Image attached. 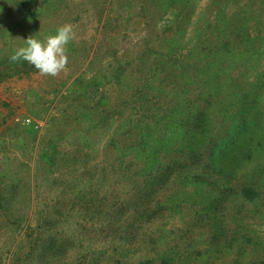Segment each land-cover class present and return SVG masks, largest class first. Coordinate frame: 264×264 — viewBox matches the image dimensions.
Wrapping results in <instances>:
<instances>
[{
    "label": "rangeland",
    "instance_id": "obj_1",
    "mask_svg": "<svg viewBox=\"0 0 264 264\" xmlns=\"http://www.w3.org/2000/svg\"><path fill=\"white\" fill-rule=\"evenodd\" d=\"M161 1L0 0V264L264 261V211L239 193L264 167L233 171L231 191L184 179L201 170L175 149L189 127L171 123L190 124L213 100L211 126L233 131L229 115L256 84L264 105V0H174L167 12ZM64 24L74 31L65 72L10 61L30 36L44 41ZM214 44L224 50L205 57ZM149 150L178 164L151 194ZM218 222L258 243L227 249L214 241Z\"/></svg>",
    "mask_w": 264,
    "mask_h": 264
},
{
    "label": "trees",
    "instance_id": "obj_2",
    "mask_svg": "<svg viewBox=\"0 0 264 264\" xmlns=\"http://www.w3.org/2000/svg\"><path fill=\"white\" fill-rule=\"evenodd\" d=\"M157 1L158 0H154L155 3ZM159 4H161V11H171L170 7H174V0L161 1ZM187 4L188 1L186 0L180 5V8L186 9ZM199 34L203 35L205 32L199 31ZM220 49L224 50L223 45L214 44L213 48L203 47L202 51L205 57L212 56L213 58L222 51ZM10 61L14 62L12 59H10ZM32 69L33 66L30 65L28 70ZM119 74L120 73L117 72L114 76L115 80L118 79ZM187 88H190V86ZM257 88H262V86L259 84L253 85L247 94L239 96V112H236L232 116L229 115L232 118L229 119L230 124H234V126H232L233 131L229 130L231 127H228V129L227 127L211 126L207 109L210 108L213 100H211V102L209 100L208 103L203 105L200 104L195 108L193 113L194 120H192L190 124L185 122L183 119L184 117L175 120V122H171L175 124L176 128L184 125L189 127V129L184 132L185 134L183 137L180 138V147L176 144L175 149L178 150L177 155L184 153V155L190 154L191 157H194V159L196 158L197 160L193 163L199 164L201 170V173L195 172L191 175L188 173V176L183 177L184 179H192L195 180V182L205 183L216 189L221 187L219 192L231 191L225 185V181L227 182L228 179H232L236 176L233 174V171L238 168L242 169L244 167L243 165L253 161L257 163L256 167L260 164L264 167V105L258 104L260 100L262 101V98L254 91ZM228 107L229 104L228 106H224L225 112L228 110ZM141 130L142 129H139L138 135ZM179 131L181 132V130ZM174 136L177 138V135ZM145 139L144 134L138 136L136 145L140 148V153L146 151ZM119 158L121 159V157ZM141 161L146 164V169H144L142 174L145 178V189H147V194H151L161 187L160 181L165 177L163 176L164 174L173 172L174 169L178 168L177 162L162 164L158 158V152H151L150 150ZM122 163L123 161L121 164ZM140 169L143 170V168ZM214 174L221 179L217 181ZM239 193L242 198V201H240L242 204L249 202L252 204L253 211H264L262 210L264 209V171H262L257 186H245ZM206 207L209 209L210 206L208 205ZM148 216L149 215H147V217ZM222 218H224V215H222ZM224 228L223 222H218L213 230V237L215 239L214 241L222 238L221 242L222 244L225 243L223 246L227 247V249H231L233 244L237 242L235 246L236 249L239 252H244L250 244L258 243L257 240H254L252 237L239 234V232H225ZM224 237H227V239ZM168 256H170V253L165 257L162 255L163 258L151 257L143 259L139 261L138 264H187L183 260L168 258ZM209 264H211V259ZM231 264L240 263L239 261L232 260ZM251 264H256V262L253 261ZM262 264H264V261H262Z\"/></svg>",
    "mask_w": 264,
    "mask_h": 264
},
{
    "label": "clouds",
    "instance_id": "obj_3",
    "mask_svg": "<svg viewBox=\"0 0 264 264\" xmlns=\"http://www.w3.org/2000/svg\"><path fill=\"white\" fill-rule=\"evenodd\" d=\"M74 39L71 24L60 26L55 35L41 41L34 36L25 40V47L19 48L11 57L13 61L23 60L33 66L41 76L57 77L67 70L69 55L67 45Z\"/></svg>",
    "mask_w": 264,
    "mask_h": 264
}]
</instances>
